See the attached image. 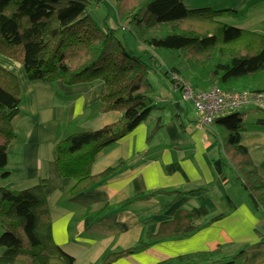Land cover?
I'll return each mask as SVG.
<instances>
[{
    "label": "trees",
    "instance_id": "16d2710c",
    "mask_svg": "<svg viewBox=\"0 0 264 264\" xmlns=\"http://www.w3.org/2000/svg\"><path fill=\"white\" fill-rule=\"evenodd\" d=\"M93 1L0 0V55L20 62L31 81L60 79L69 86L102 82L100 111L121 113L114 124L75 133L56 143L55 163L62 177L73 180L71 195L95 188L118 171L123 161L100 175H93L92 165L102 152L158 109L149 78L158 60L150 50L161 52L166 64L161 73L172 83L175 74L197 91L217 85L225 93L264 92V35L238 28L236 22L229 24L227 18L236 21L240 17L237 9L213 5L209 0L204 2L206 6L197 7L189 6L190 0H115L120 19L127 22L123 29L150 48L138 56L112 27L96 21L89 11ZM74 47L77 55L83 52L87 56L72 60L68 54ZM143 55H149L150 61ZM21 101L19 78L0 66V175L4 179L10 176L8 149L16 138L13 122ZM241 111L220 115L214 124L245 192L264 215V178L241 143L246 127ZM257 123L264 126V117ZM160 127L161 123L154 132ZM47 187V180H41L22 191L0 188V246L4 249L0 264H74V257L54 241ZM161 195L172 196L175 201L181 193L155 190L120 206ZM109 209L106 205L96 213L89 212L86 225ZM202 226L188 211L181 210L173 220L161 224L157 234L107 256L103 264H112L165 239L188 238ZM219 254L195 253L160 264L205 263Z\"/></svg>",
    "mask_w": 264,
    "mask_h": 264
},
{
    "label": "crops",
    "instance_id": "0c3cea01",
    "mask_svg": "<svg viewBox=\"0 0 264 264\" xmlns=\"http://www.w3.org/2000/svg\"><path fill=\"white\" fill-rule=\"evenodd\" d=\"M208 3L237 9L238 28L264 35V0ZM0 66L15 74L22 87L20 112L13 122L16 138L8 149L10 176L4 179L0 175V188L22 191L47 180L53 238L74 257V264H103L107 256L157 234L161 224L173 220L181 210L188 211L202 228L188 238L162 240L112 264H160L215 251L220 254L212 261L199 264L233 260L236 264H264V215L254 208L228 161L215 124L202 126L194 104L184 100L170 79L166 83L155 73L154 81L150 74L158 109L92 165L93 175L123 161L120 169L95 188L71 195L73 180L62 177L55 163L56 143L75 133L114 124L121 113L100 111L102 82L69 86L60 79L31 81L20 62L3 55ZM255 111L252 106L241 111L246 124L241 143L264 178V126L257 123L264 113ZM159 123L161 127L154 132ZM160 189L181 195L175 201L161 195L120 206ZM106 205L110 209L86 225L87 214Z\"/></svg>",
    "mask_w": 264,
    "mask_h": 264
},
{
    "label": "built area",
    "instance_id": "2783aa9c",
    "mask_svg": "<svg viewBox=\"0 0 264 264\" xmlns=\"http://www.w3.org/2000/svg\"><path fill=\"white\" fill-rule=\"evenodd\" d=\"M172 79L174 86L181 90L184 100L193 102L204 127H211L220 115L247 107L264 110V92L225 93L217 85L206 91H197L178 75H172Z\"/></svg>",
    "mask_w": 264,
    "mask_h": 264
},
{
    "label": "rangeland",
    "instance_id": "374dc122",
    "mask_svg": "<svg viewBox=\"0 0 264 264\" xmlns=\"http://www.w3.org/2000/svg\"><path fill=\"white\" fill-rule=\"evenodd\" d=\"M98 0H94L92 4L89 7V11L93 15V17L98 21L101 25L108 24L109 27H112L115 31L118 37L127 45V47L133 51L136 55L141 56L143 52L147 49L150 50V48L146 47L142 43H140L131 33L130 31L124 30L123 27L127 26V22L125 20H121L119 15H118V9H117V4L115 0H100L101 4L99 5ZM206 0H190L188 1V5L192 7H197V6H206V3H204ZM225 21V20H224ZM229 24H234L236 21L233 20L232 18H227L226 19ZM187 26V25H186ZM152 51V55L154 54L155 60H158L157 64L155 65V69L151 72V75L153 77L152 80L155 81V73L160 76L161 79H164L166 83V77L161 73L162 70L166 69V64L164 61H162L161 57L162 54L159 51ZM69 54L68 57H70L72 60L75 61H80L79 59H83L82 57H86L87 53L84 54L83 52L79 55L75 53V47L69 49ZM144 59L146 61H150V56L146 55L144 56ZM70 59V60H71ZM153 73V74H152ZM157 75V77H158ZM163 77V78H162ZM156 97V96H155ZM193 103V102H192ZM259 111L260 110H256ZM255 111V112H256ZM3 233L2 228L0 227V237ZM4 252V249L0 246V255Z\"/></svg>",
    "mask_w": 264,
    "mask_h": 264
}]
</instances>
